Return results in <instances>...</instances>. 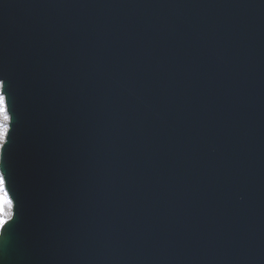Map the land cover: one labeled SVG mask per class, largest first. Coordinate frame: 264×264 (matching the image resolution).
I'll use <instances>...</instances> for the list:
<instances>
[{"label":"water","instance_id":"water-1","mask_svg":"<svg viewBox=\"0 0 264 264\" xmlns=\"http://www.w3.org/2000/svg\"><path fill=\"white\" fill-rule=\"evenodd\" d=\"M0 264H264V0H0Z\"/></svg>","mask_w":264,"mask_h":264},{"label":"snow or ice","instance_id":"snow-or-ice-1","mask_svg":"<svg viewBox=\"0 0 264 264\" xmlns=\"http://www.w3.org/2000/svg\"><path fill=\"white\" fill-rule=\"evenodd\" d=\"M14 117L6 85L0 79V150L7 151L11 142ZM17 202L9 189V181L0 171V235L9 229L17 218Z\"/></svg>","mask_w":264,"mask_h":264}]
</instances>
